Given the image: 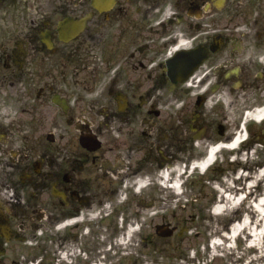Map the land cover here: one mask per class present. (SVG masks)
Instances as JSON below:
<instances>
[{
    "label": "flooded vegetation",
    "instance_id": "obj_1",
    "mask_svg": "<svg viewBox=\"0 0 264 264\" xmlns=\"http://www.w3.org/2000/svg\"><path fill=\"white\" fill-rule=\"evenodd\" d=\"M240 158L264 163V0H0V264L182 256Z\"/></svg>",
    "mask_w": 264,
    "mask_h": 264
},
{
    "label": "rangeland",
    "instance_id": "obj_2",
    "mask_svg": "<svg viewBox=\"0 0 264 264\" xmlns=\"http://www.w3.org/2000/svg\"><path fill=\"white\" fill-rule=\"evenodd\" d=\"M261 177V176H260ZM264 177H261V180H258V185L256 187V191L254 196L258 199L260 197H264ZM262 183V184H261ZM260 184V185H259ZM260 186V187H259ZM252 213V211H251ZM241 214V213H240ZM239 214V216H240ZM222 217L216 218V223H218V227H223V224H220ZM228 227L229 224H224ZM221 230L216 229V233H214V228H212L203 238H200L201 241H205V245L201 250V254H198V257L195 256H187L186 259L177 260L172 258H166L167 264H192L190 263V259L194 260L193 264H264V246L263 248H250L248 245V241L244 232L241 234L239 238H236V241L233 243L231 249L226 248V252H223L226 256L216 257L214 260L212 259V255H207L209 252V247L207 241L209 237L214 234H219ZM196 242V239H193ZM171 261V262H170Z\"/></svg>",
    "mask_w": 264,
    "mask_h": 264
},
{
    "label": "bare ground",
    "instance_id": "obj_3",
    "mask_svg": "<svg viewBox=\"0 0 264 264\" xmlns=\"http://www.w3.org/2000/svg\"><path fill=\"white\" fill-rule=\"evenodd\" d=\"M257 116H260V113L257 114ZM239 138L236 140V144L238 143ZM205 163L202 164L204 166ZM264 175V169L260 170L259 176L263 177ZM247 189H251V186H248ZM226 203L225 207L227 206H238L242 202L241 197L236 196H228L226 197ZM252 201L249 199V203ZM255 208H254V207ZM252 209V213H249L248 216L243 219L245 226V232L248 234V236L251 238L252 236H255L256 240L255 242L251 243V246H259V248H263V241H264V197H261L257 200H255L254 205L250 206ZM242 225H235L231 228L229 234L230 239L237 238V236L242 232L241 231ZM227 235V234H226ZM231 240V241H232ZM258 240V244L256 241ZM264 251V250H263ZM264 257V255H262Z\"/></svg>",
    "mask_w": 264,
    "mask_h": 264
}]
</instances>
